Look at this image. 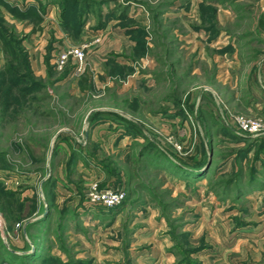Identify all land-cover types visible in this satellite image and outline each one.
<instances>
[{
	"label": "rangeland",
	"instance_id": "obj_1",
	"mask_svg": "<svg viewBox=\"0 0 264 264\" xmlns=\"http://www.w3.org/2000/svg\"><path fill=\"white\" fill-rule=\"evenodd\" d=\"M258 64L264 0H0V264H264Z\"/></svg>",
	"mask_w": 264,
	"mask_h": 264
},
{
	"label": "built area",
	"instance_id": "obj_2",
	"mask_svg": "<svg viewBox=\"0 0 264 264\" xmlns=\"http://www.w3.org/2000/svg\"><path fill=\"white\" fill-rule=\"evenodd\" d=\"M68 55H72L77 61L83 59V52L79 49L67 51H60L58 61L63 64ZM233 123L236 125L237 129L246 132L248 134H257L264 131V124L258 119L247 118L241 115L234 116ZM125 194L121 188L118 187H106V188H96L94 185L90 188L86 196V203L89 205H101L105 207H111L118 204L123 200Z\"/></svg>",
	"mask_w": 264,
	"mask_h": 264
},
{
	"label": "crops",
	"instance_id": "obj_3",
	"mask_svg": "<svg viewBox=\"0 0 264 264\" xmlns=\"http://www.w3.org/2000/svg\"><path fill=\"white\" fill-rule=\"evenodd\" d=\"M237 63V62H236ZM259 65V64H258ZM262 66L259 65L257 66V70L255 71V80L252 79V77L247 81V83L249 84L248 86V91H249V94L251 95V98H261V96H259V92L261 91L260 89H262L264 91V86L262 85L261 83V80H260V77H261V73H260V68ZM254 78V77H253ZM262 99V98H261ZM252 104V102L250 103ZM97 109L98 111H105V110H109V109H106V108H103V107H97L95 108ZM111 121H104L102 123H97V125L95 126L96 128L98 127H102L104 125H108ZM123 140V139H122ZM86 171H89L88 168H86ZM73 190V189H72Z\"/></svg>",
	"mask_w": 264,
	"mask_h": 264
},
{
	"label": "trees",
	"instance_id": "obj_4",
	"mask_svg": "<svg viewBox=\"0 0 264 264\" xmlns=\"http://www.w3.org/2000/svg\"><path fill=\"white\" fill-rule=\"evenodd\" d=\"M100 113H102L101 111H100ZM138 134V133H137ZM140 134V133H139ZM141 135V134H140Z\"/></svg>",
	"mask_w": 264,
	"mask_h": 264
}]
</instances>
